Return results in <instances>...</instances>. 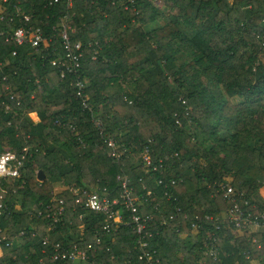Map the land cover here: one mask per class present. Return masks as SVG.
<instances>
[{
  "label": "trees",
  "instance_id": "1",
  "mask_svg": "<svg viewBox=\"0 0 264 264\" xmlns=\"http://www.w3.org/2000/svg\"><path fill=\"white\" fill-rule=\"evenodd\" d=\"M70 1L0 0V29L39 28L47 42L0 35V149L24 155L18 177H0V264H264V0H164L169 13L154 0ZM123 180L151 215L144 248ZM226 182L255 233L226 218ZM76 186L119 198L121 220L103 230ZM88 244L86 263L52 258Z\"/></svg>",
  "mask_w": 264,
  "mask_h": 264
},
{
  "label": "built area",
  "instance_id": "2",
  "mask_svg": "<svg viewBox=\"0 0 264 264\" xmlns=\"http://www.w3.org/2000/svg\"><path fill=\"white\" fill-rule=\"evenodd\" d=\"M70 2L71 1L69 0V4ZM23 18L27 20L28 16L24 14ZM65 21L66 17H63L60 30L61 44L65 51V57L69 60L77 61L81 54V43L79 41H76L75 43L71 42L69 35L70 26L66 24ZM0 35H4L6 40H12L18 45L29 43L35 48H38L42 43H47L46 37L42 34V31L39 28H25L22 25L5 30L0 29ZM261 43L264 45V35L262 37ZM57 61V59L52 60V64H55ZM63 74V71H61V76H63ZM84 81L85 78H83L82 81L77 80L75 83L78 88L77 94L79 96L82 95ZM83 103L85 104V102ZM56 123L59 124L58 120ZM95 124L99 126L100 123L98 120H96ZM107 145L110 147L108 154L112 157L118 156V153L116 152L118 146L115 143V140L108 139ZM23 157L24 155L18 156L17 153L7 147L0 149V177H18L20 175V167L23 165ZM143 158L147 163H149V157L146 155V153L143 155ZM171 182L173 183L174 181L172 180ZM222 189L224 191V195L234 202L233 206L227 210L226 218L230 222H233L235 231L241 232L242 229L247 227V225L250 223L258 224L256 220H250L247 218V216L243 215V212L236 201L237 195L235 194L233 186L229 182H226V184L222 185ZM71 191L76 195V200L80 205L105 215L106 222L102 225L103 230L109 231L112 224H116L121 220L120 210L115 207L118 204L119 198H109L105 191H98L95 189L88 190L80 186L71 187ZM120 199L125 210L129 212L130 221L134 224L136 232L142 234L138 239L139 245L143 248L146 247L148 242L145 239V234L147 232H143V230L146 223L151 219V215L147 214L145 216H141L140 213H138L137 198L132 194L131 187L127 185V181L125 180L121 182ZM61 202L62 200H60V203ZM3 207L4 204L0 203V213ZM57 211L60 213L62 211V206H59ZM52 217L55 221L57 220L58 216L56 212L52 213ZM262 217H264V213L262 214ZM48 228H51V225H49ZM147 235L151 236V232H148ZM6 245H9V242H6ZM89 247L90 244H88L86 248L73 247V249H56L51 255L54 259H71L78 263H86L88 260ZM209 251L213 257H216L217 251L214 247L211 246ZM2 254L3 246L0 242V257ZM143 255H145L148 260L152 257L148 252H145ZM37 264L45 263L42 259H39Z\"/></svg>",
  "mask_w": 264,
  "mask_h": 264
},
{
  "label": "rangeland",
  "instance_id": "3",
  "mask_svg": "<svg viewBox=\"0 0 264 264\" xmlns=\"http://www.w3.org/2000/svg\"><path fill=\"white\" fill-rule=\"evenodd\" d=\"M154 3L158 6V7H160V8H162L165 12H172L173 10L164 2V0H154ZM158 22L159 23H163V20H158ZM261 59L262 60H264V53H262L261 54ZM31 116L32 117H34L36 120H38V118H37V116H36V114L33 112V113H31ZM54 188L56 189V190H58V189H61V186L60 185H55L54 186Z\"/></svg>",
  "mask_w": 264,
  "mask_h": 264
},
{
  "label": "crops",
  "instance_id": "4",
  "mask_svg": "<svg viewBox=\"0 0 264 264\" xmlns=\"http://www.w3.org/2000/svg\"><path fill=\"white\" fill-rule=\"evenodd\" d=\"M259 192L264 197V183L259 187ZM247 227L249 228V233L250 232L255 233L260 228L259 224H254V223L248 224Z\"/></svg>",
  "mask_w": 264,
  "mask_h": 264
},
{
  "label": "water",
  "instance_id": "5",
  "mask_svg": "<svg viewBox=\"0 0 264 264\" xmlns=\"http://www.w3.org/2000/svg\"><path fill=\"white\" fill-rule=\"evenodd\" d=\"M37 178H38V179H43V178H44V174L42 173L41 170L38 171V173H37Z\"/></svg>",
  "mask_w": 264,
  "mask_h": 264
}]
</instances>
